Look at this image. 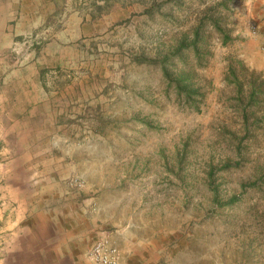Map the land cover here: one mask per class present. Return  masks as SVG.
<instances>
[{
	"label": "rangeland",
	"instance_id": "374dc122",
	"mask_svg": "<svg viewBox=\"0 0 264 264\" xmlns=\"http://www.w3.org/2000/svg\"><path fill=\"white\" fill-rule=\"evenodd\" d=\"M7 190L0 264H264V0H0Z\"/></svg>",
	"mask_w": 264,
	"mask_h": 264
},
{
	"label": "crops",
	"instance_id": "0c3cea01",
	"mask_svg": "<svg viewBox=\"0 0 264 264\" xmlns=\"http://www.w3.org/2000/svg\"><path fill=\"white\" fill-rule=\"evenodd\" d=\"M0 194V262L5 260L1 251L6 250L9 261L17 263L20 261L18 257L20 252L29 254L30 251L25 248V239L26 236L33 235L34 237L35 231L34 227L28 223L29 207L17 203L18 193L7 190L0 192ZM46 242L44 241V243ZM38 243H41L40 239H38ZM41 251V249L38 251L39 258L44 260L45 256ZM68 257L73 261L72 264H81L76 255L69 256L66 253L58 255L55 261L60 264Z\"/></svg>",
	"mask_w": 264,
	"mask_h": 264
},
{
	"label": "built area",
	"instance_id": "2783aa9c",
	"mask_svg": "<svg viewBox=\"0 0 264 264\" xmlns=\"http://www.w3.org/2000/svg\"><path fill=\"white\" fill-rule=\"evenodd\" d=\"M117 247L106 240L96 241L88 255L91 264H117L118 262Z\"/></svg>",
	"mask_w": 264,
	"mask_h": 264
}]
</instances>
